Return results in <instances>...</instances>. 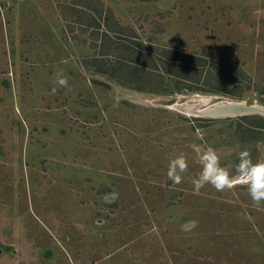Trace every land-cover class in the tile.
Returning a JSON list of instances; mask_svg holds the SVG:
<instances>
[{"label": "rangeland", "instance_id": "1", "mask_svg": "<svg viewBox=\"0 0 264 264\" xmlns=\"http://www.w3.org/2000/svg\"><path fill=\"white\" fill-rule=\"evenodd\" d=\"M172 49L203 68L235 62L227 86L240 97L193 88L204 71L186 79L199 75ZM231 99L257 108L191 112ZM256 114L264 0H0V264H264V205L238 180L223 192L192 183L200 149L233 173L242 150L264 160V143L237 128ZM181 153L175 185L166 173Z\"/></svg>", "mask_w": 264, "mask_h": 264}, {"label": "clouds", "instance_id": "2", "mask_svg": "<svg viewBox=\"0 0 264 264\" xmlns=\"http://www.w3.org/2000/svg\"><path fill=\"white\" fill-rule=\"evenodd\" d=\"M53 82L60 88H68V79L57 73ZM57 87H53L55 93ZM201 165L199 175L193 179L194 190L199 191L205 185H211L217 192H223L226 189H232L234 182L239 181L241 185L246 186L248 194L257 206L264 205V160L253 161L251 153L245 149L237 154L238 162L234 166V173L228 168L222 166L221 156L215 148L208 147L200 149L197 153ZM189 168L188 158L181 153L174 157L168 164L167 178L175 185L183 182L184 175ZM112 199L106 202H114L119 198V193L112 192ZM198 226V221L189 220L181 225V230L190 232Z\"/></svg>", "mask_w": 264, "mask_h": 264}, {"label": "trees", "instance_id": "3", "mask_svg": "<svg viewBox=\"0 0 264 264\" xmlns=\"http://www.w3.org/2000/svg\"><path fill=\"white\" fill-rule=\"evenodd\" d=\"M169 59L175 61L176 64L183 66L186 69L193 70L198 73H203V83L205 86L193 88L203 89V90H213V91H224L227 93L237 94L236 97H240V92H236L232 88H228L227 85H234L236 82L235 69H238V65L235 62H231L229 59H217V61H212L208 64L207 68H203L206 59L203 56L191 55L182 51L170 50L167 53ZM198 73V75L200 74ZM186 79L196 78L200 79L199 76L187 75ZM191 77V78H190ZM247 114L240 115L241 117H246ZM257 118H237L238 119V129L241 131L242 135H249L255 140H259L264 143V118H260L259 114ZM247 120L248 122H244Z\"/></svg>", "mask_w": 264, "mask_h": 264}, {"label": "water", "instance_id": "4", "mask_svg": "<svg viewBox=\"0 0 264 264\" xmlns=\"http://www.w3.org/2000/svg\"><path fill=\"white\" fill-rule=\"evenodd\" d=\"M256 108V105L247 104L243 100L231 99L221 100L207 107L192 108L191 112L201 116L222 117L254 112Z\"/></svg>", "mask_w": 264, "mask_h": 264}]
</instances>
